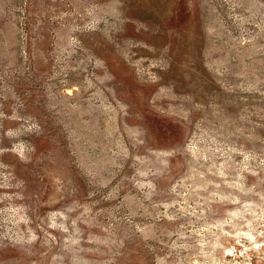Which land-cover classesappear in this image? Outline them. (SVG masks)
Returning a JSON list of instances; mask_svg holds the SVG:
<instances>
[{
    "label": "rangeland",
    "instance_id": "1",
    "mask_svg": "<svg viewBox=\"0 0 264 264\" xmlns=\"http://www.w3.org/2000/svg\"><path fill=\"white\" fill-rule=\"evenodd\" d=\"M0 264H264V0H0Z\"/></svg>",
    "mask_w": 264,
    "mask_h": 264
}]
</instances>
